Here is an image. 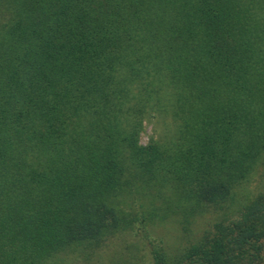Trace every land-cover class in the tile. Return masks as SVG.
I'll return each instance as SVG.
<instances>
[{"label": "trees", "instance_id": "obj_1", "mask_svg": "<svg viewBox=\"0 0 264 264\" xmlns=\"http://www.w3.org/2000/svg\"><path fill=\"white\" fill-rule=\"evenodd\" d=\"M263 159L264 0H0V264L145 228L141 189L222 207ZM237 214L153 264H264V196Z\"/></svg>", "mask_w": 264, "mask_h": 264}, {"label": "rangeland", "instance_id": "obj_2", "mask_svg": "<svg viewBox=\"0 0 264 264\" xmlns=\"http://www.w3.org/2000/svg\"><path fill=\"white\" fill-rule=\"evenodd\" d=\"M169 127L165 128L156 116L148 117L140 143L147 145L151 140H159ZM234 194L229 203L222 207H208L199 215L194 213L192 203L176 200L170 192L141 189L139 194L134 192L124 208L130 212L128 206L133 200L136 212L152 217V223L136 231L109 237L97 249L90 250L85 245L66 249L44 264H153V252L159 248L170 256L178 255L206 231L212 230L218 220L237 217L244 205L264 196V159L250 180L236 188Z\"/></svg>", "mask_w": 264, "mask_h": 264}]
</instances>
